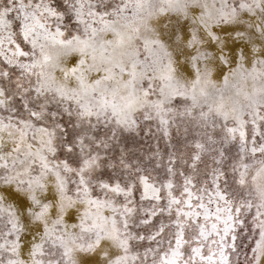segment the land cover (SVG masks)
<instances>
[{
  "label": "snow or ice",
  "instance_id": "obj_1",
  "mask_svg": "<svg viewBox=\"0 0 264 264\" xmlns=\"http://www.w3.org/2000/svg\"><path fill=\"white\" fill-rule=\"evenodd\" d=\"M0 264H264V0H0Z\"/></svg>",
  "mask_w": 264,
  "mask_h": 264
}]
</instances>
